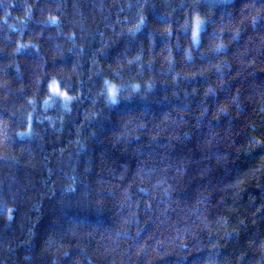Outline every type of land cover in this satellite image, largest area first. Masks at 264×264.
Returning <instances> with one entry per match:
<instances>
[{"label": "trees", "instance_id": "16d2710c", "mask_svg": "<svg viewBox=\"0 0 264 264\" xmlns=\"http://www.w3.org/2000/svg\"><path fill=\"white\" fill-rule=\"evenodd\" d=\"M0 264H264V0H0Z\"/></svg>", "mask_w": 264, "mask_h": 264}, {"label": "rangeland", "instance_id": "374dc122", "mask_svg": "<svg viewBox=\"0 0 264 264\" xmlns=\"http://www.w3.org/2000/svg\"><path fill=\"white\" fill-rule=\"evenodd\" d=\"M194 38H195L196 41L199 39V32H198V31H195V33H194ZM53 89H54L56 92H59V90L57 89V87L54 86Z\"/></svg>", "mask_w": 264, "mask_h": 264}]
</instances>
